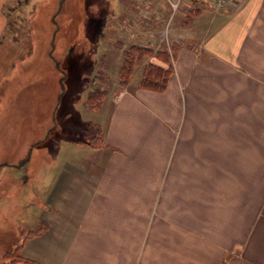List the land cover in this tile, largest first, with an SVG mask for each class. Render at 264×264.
Returning a JSON list of instances; mask_svg holds the SVG:
<instances>
[{"label": "crops", "instance_id": "1", "mask_svg": "<svg viewBox=\"0 0 264 264\" xmlns=\"http://www.w3.org/2000/svg\"><path fill=\"white\" fill-rule=\"evenodd\" d=\"M9 1L0 0V86L20 55L5 38ZM107 1L101 26L127 44L168 48L173 74L163 91L119 90L101 147L61 127L63 86L51 87V116L31 121L47 127L33 135L68 149L51 150L47 171L33 172L47 175L49 194L22 255L38 264H264V0L224 12L186 0L175 13L168 0ZM7 121L1 111L4 134ZM25 154L4 155L3 173L22 161L23 177Z\"/></svg>", "mask_w": 264, "mask_h": 264}, {"label": "rangeland", "instance_id": "2", "mask_svg": "<svg viewBox=\"0 0 264 264\" xmlns=\"http://www.w3.org/2000/svg\"><path fill=\"white\" fill-rule=\"evenodd\" d=\"M61 1L63 10L60 8ZM106 7H110L107 0H11L5 6L9 17L5 38L12 42V54L18 52L20 55L13 64L15 72L0 86V116L2 111L4 119H8L7 134L0 128V159L4 155L10 156L13 151L27 153L23 163H29V169L22 177V161L15 165L16 170L7 175L0 167V264H38L26 259L21 252L23 242L40 223V208L49 194V188H43L45 183L40 182L47 175H39L37 179L32 175L33 172L44 170L42 174L47 171L52 158L51 150L68 149L65 139H54L46 134L44 139L37 140L33 135L34 128L38 127L43 132L47 127L37 123L33 125L31 121L51 116V87L56 86L58 90L59 86H63L60 93L57 92L55 113L59 123L63 124L61 127L74 137L84 133L86 142L101 147L103 126L119 90L142 87L146 68L152 62L165 68L172 66L174 71L172 59L156 54V51L168 52L164 45L161 50L153 49L161 64L154 58H145L141 63L132 65L129 74L121 75V64L132 44L115 39L111 25L101 26L108 14L103 9ZM179 8H172L173 13ZM167 28L166 25L164 40L168 36ZM118 47H122L120 53ZM65 53L69 56H61ZM1 87L5 88L1 91ZM61 93L65 95L60 102ZM36 102H39L38 110L33 108ZM11 115H14L12 121ZM16 115H21L27 122L16 124ZM80 116L93 125L87 136L85 126L81 128ZM69 117L71 119H67ZM69 124L72 126L70 133ZM63 129L61 132H64ZM32 149L33 153H30Z\"/></svg>", "mask_w": 264, "mask_h": 264}, {"label": "trees", "instance_id": "3", "mask_svg": "<svg viewBox=\"0 0 264 264\" xmlns=\"http://www.w3.org/2000/svg\"><path fill=\"white\" fill-rule=\"evenodd\" d=\"M61 10H63V5L61 7ZM156 54L157 56L159 54V56L162 57L164 55L166 56V59L170 58L169 52L166 51H156ZM65 56L68 57L69 53H67ZM152 56H154L153 48L141 46L138 44L130 45V48L126 51L125 60L122 63V67L120 70L121 75L126 76V74H129L132 71V65H134L135 63H141L145 58H151ZM146 72L147 74H145L142 87L153 91H163L166 88L169 78L173 73V67L169 66L165 68L161 65L155 63L153 64L152 62L148 65V68H146ZM92 127L93 125L89 124L85 126V129L87 131L86 136L89 135L88 133H90Z\"/></svg>", "mask_w": 264, "mask_h": 264}, {"label": "built area", "instance_id": "4", "mask_svg": "<svg viewBox=\"0 0 264 264\" xmlns=\"http://www.w3.org/2000/svg\"><path fill=\"white\" fill-rule=\"evenodd\" d=\"M172 8L175 10L177 7L181 6L186 0H168ZM211 4L218 11L229 10L236 2V0H210Z\"/></svg>", "mask_w": 264, "mask_h": 264}]
</instances>
